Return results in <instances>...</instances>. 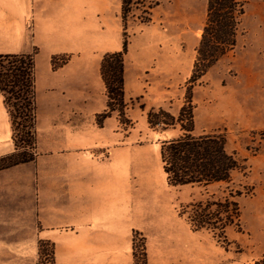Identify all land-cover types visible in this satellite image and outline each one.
Returning a JSON list of instances; mask_svg holds the SVG:
<instances>
[{
  "label": "rangeland",
  "instance_id": "obj_1",
  "mask_svg": "<svg viewBox=\"0 0 264 264\" xmlns=\"http://www.w3.org/2000/svg\"><path fill=\"white\" fill-rule=\"evenodd\" d=\"M153 1L157 4L149 23L141 24L137 17L128 23L126 113L131 124H122L117 112L103 127L96 119L108 97L95 64L105 53L123 47L120 0L77 1L85 15L96 12L99 34L88 51L53 54L58 64L70 56L63 66L53 67L52 56L44 60L37 49L32 51L37 73L36 158L89 161L92 171L114 173L105 183L98 177L91 181L94 218L77 232L79 247H89L98 257L86 264H142V240H136L135 258L130 227H138L146 236L149 264H264V0H244L237 48L193 88L195 133L226 129L229 150L247 158V171L236 173L233 184L242 192L237 197L242 228H228V242L210 231L192 230L181 216L182 205L201 198L202 190L168 183L160 141L179 131H155L147 121L151 107L178 114L184 104L208 0ZM110 41L119 44L113 45L117 50L108 45ZM84 54L91 62L82 63ZM7 112L3 114V155L15 151ZM17 116L21 142L27 140L21 127L25 115ZM100 184H105L104 191ZM0 228V264L39 263L41 227ZM62 231L72 233L69 227ZM49 249L46 244L45 252Z\"/></svg>",
  "mask_w": 264,
  "mask_h": 264
},
{
  "label": "trees",
  "instance_id": "obj_2",
  "mask_svg": "<svg viewBox=\"0 0 264 264\" xmlns=\"http://www.w3.org/2000/svg\"><path fill=\"white\" fill-rule=\"evenodd\" d=\"M123 25L122 50L103 55L100 73L108 97L106 108L97 114V123L104 121L115 112L123 124H131L126 110V62L128 52L130 18L137 17L142 24L152 19V10L157 2L153 0H120ZM139 11L138 15L136 12ZM245 14L244 0H208L207 13L192 75L188 81L186 99L178 114L164 107H151L147 111L149 127L155 131H179L160 141V155L168 183L173 186L200 188L201 198L182 205L181 216L194 231L207 230L219 239L228 242L230 227L242 228V210L237 197L242 192L233 187L236 173L247 171V158L228 148V136L224 131L195 133V105L193 88L208 71L222 58L234 52L238 46L242 19ZM58 56H52L53 67H60L70 60L63 57L58 64ZM0 94L9 113L13 130L15 151L0 156V170L36 159L37 147V73L33 53L0 54ZM146 104H141L143 110ZM23 112L21 125L27 140L19 142L17 131L20 123L17 114ZM217 187V189H213ZM142 240V264H149L147 238L139 230H133V255L137 257L136 240ZM50 249L45 252V245ZM38 264H58L55 258V244L49 240L38 242ZM46 254L48 258H42ZM136 264V263H135Z\"/></svg>",
  "mask_w": 264,
  "mask_h": 264
},
{
  "label": "crops",
  "instance_id": "obj_3",
  "mask_svg": "<svg viewBox=\"0 0 264 264\" xmlns=\"http://www.w3.org/2000/svg\"><path fill=\"white\" fill-rule=\"evenodd\" d=\"M77 1L0 0V54H28L37 49V55L46 60L60 52L91 49L99 34L96 12L94 16H89V11L85 15ZM115 44L118 43H108L112 50L118 49L119 44L113 47ZM88 61L91 62L89 55L84 54L82 63ZM100 65L101 61H97L94 71L103 81ZM58 82L62 86L64 79L60 76ZM4 110L7 111L0 94V156L4 154ZM91 168L89 161L41 160L38 157L0 170V227H41L39 238L55 243L58 264L91 262L98 254L89 247H79L77 231L94 218L89 200L94 190L91 181L98 177L105 183L109 175L114 177V173L92 171ZM100 187L105 190V184ZM67 227L71 234L63 233ZM136 228L130 227V231ZM2 254L0 228V262Z\"/></svg>",
  "mask_w": 264,
  "mask_h": 264
}]
</instances>
